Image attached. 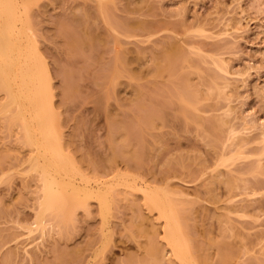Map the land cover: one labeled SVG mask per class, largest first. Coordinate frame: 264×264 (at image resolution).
<instances>
[{"label": "rangeland", "instance_id": "374dc122", "mask_svg": "<svg viewBox=\"0 0 264 264\" xmlns=\"http://www.w3.org/2000/svg\"><path fill=\"white\" fill-rule=\"evenodd\" d=\"M2 1L0 264H264V0Z\"/></svg>", "mask_w": 264, "mask_h": 264}, {"label": "bare ground", "instance_id": "6f19581e", "mask_svg": "<svg viewBox=\"0 0 264 264\" xmlns=\"http://www.w3.org/2000/svg\"><path fill=\"white\" fill-rule=\"evenodd\" d=\"M7 19L8 21L14 20L16 18V5L9 1H2L0 2V19L3 18ZM8 33L11 34V30H8ZM16 48V44H12L11 42H7L6 45H1L0 47L3 48V50L9 48V47ZM0 48V49H1ZM171 61V60H170ZM1 65V64H0ZM1 68V66H0ZM30 82L32 83V87L29 89L30 94L28 95L29 99H31V103H37L38 98L41 95V89L39 86L36 85V81L38 80V77L35 76L33 73L29 74ZM185 101V100H184ZM39 119V118H38ZM51 143L46 140L44 143L45 151L50 152L49 147H51ZM53 154L56 153V151H52ZM58 154V153H56ZM100 188V187H99ZM98 188V189H99ZM45 205L49 207H53V199H54V191H53V183L48 182L46 183L45 187ZM90 189V188H89ZM97 189V188H96ZM97 191V190H96ZM149 202L150 205L154 208L160 209L163 211L164 207L166 206L164 202L160 201L156 197L149 196ZM167 217V226L165 229L166 232V238L169 242V245L171 246V251L174 253V255L180 259V261L183 264H192V257L190 255V248L188 246V243L186 242V239L183 235V232L181 230V227L179 225L178 219L176 215H170L165 214ZM149 253H155L154 246H151L148 250ZM227 260L225 258L220 260V264H226ZM159 264V263H156Z\"/></svg>", "mask_w": 264, "mask_h": 264}]
</instances>
